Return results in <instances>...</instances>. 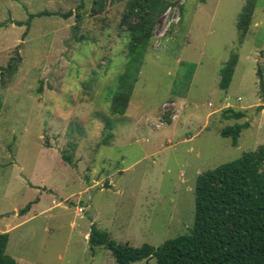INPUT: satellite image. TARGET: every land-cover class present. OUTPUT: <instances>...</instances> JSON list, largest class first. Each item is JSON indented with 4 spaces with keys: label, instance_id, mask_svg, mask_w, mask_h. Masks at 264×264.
<instances>
[{
    "label": "rangeland",
    "instance_id": "obj_1",
    "mask_svg": "<svg viewBox=\"0 0 264 264\" xmlns=\"http://www.w3.org/2000/svg\"><path fill=\"white\" fill-rule=\"evenodd\" d=\"M246 1L169 0L179 22L156 39L173 14L157 22L120 116L110 109L128 62L125 2L93 15V0H0V232L16 264H118L90 249L93 225L134 248L191 234L199 177L264 147V0L240 43ZM43 12L59 16L30 21ZM246 122L238 146L221 135Z\"/></svg>",
    "mask_w": 264,
    "mask_h": 264
},
{
    "label": "trees",
    "instance_id": "obj_2",
    "mask_svg": "<svg viewBox=\"0 0 264 264\" xmlns=\"http://www.w3.org/2000/svg\"><path fill=\"white\" fill-rule=\"evenodd\" d=\"M126 3L122 25L128 33V60L124 73L119 77L117 91L112 98L111 114L124 116L138 81L140 67L154 39L159 19L170 6L169 0H93V15L102 13L108 3ZM257 0H247L237 25L240 43L245 40L256 9ZM83 6V5H82ZM81 6V7H82ZM42 16L31 15L30 21ZM64 17H68L65 15ZM81 19V15L77 16ZM29 25V21L26 23ZM19 26L21 24L18 23ZM19 57L12 60L2 74H13ZM238 56L233 55L221 69L220 88L228 91L233 80ZM226 119L240 120L242 112L228 109ZM249 124H236L222 130L224 138H232L238 146L241 133ZM72 163L70 156L63 154ZM31 208L28 204L19 215ZM9 233L0 232V264H16L7 254ZM90 249L104 247L118 264H133L156 258L157 264H264V147L246 153L240 159L224 164L201 175L196 186L195 222L190 235L168 240L155 248L144 244L134 248L117 244L108 233L92 226Z\"/></svg>",
    "mask_w": 264,
    "mask_h": 264
},
{
    "label": "built area",
    "instance_id": "obj_3",
    "mask_svg": "<svg viewBox=\"0 0 264 264\" xmlns=\"http://www.w3.org/2000/svg\"><path fill=\"white\" fill-rule=\"evenodd\" d=\"M171 14H173V18H172V20H170V22H169V24H168L166 30L164 31V33L160 34L159 36H158V35H155V38H156V39H158L159 37H160V38H163V36H165V33H166L167 31H169V29L171 28V26H172L173 24H177V23L179 22V16H178V13H177V11H176L174 8H170V9L166 12V14H165V22L168 20V18H169V16H170ZM159 48H160V42L157 41V42L155 43V49L157 50V49H159ZM240 99H241V98H239V100H240ZM169 111H173V110H169ZM178 116H179L178 114H174V115H172V117H171L172 121L176 120V119L178 118ZM162 121L164 122L163 119H162ZM163 122H162V124H160L161 126L164 125ZM160 125H159V126H160Z\"/></svg>",
    "mask_w": 264,
    "mask_h": 264
},
{
    "label": "water",
    "instance_id": "obj_4",
    "mask_svg": "<svg viewBox=\"0 0 264 264\" xmlns=\"http://www.w3.org/2000/svg\"><path fill=\"white\" fill-rule=\"evenodd\" d=\"M259 75H260V77H261V73L259 72ZM261 83H262V78H261Z\"/></svg>",
    "mask_w": 264,
    "mask_h": 264
},
{
    "label": "crops",
    "instance_id": "obj_5",
    "mask_svg": "<svg viewBox=\"0 0 264 264\" xmlns=\"http://www.w3.org/2000/svg\"><path fill=\"white\" fill-rule=\"evenodd\" d=\"M4 233V232H3ZM5 233H7V232H5Z\"/></svg>",
    "mask_w": 264,
    "mask_h": 264
}]
</instances>
